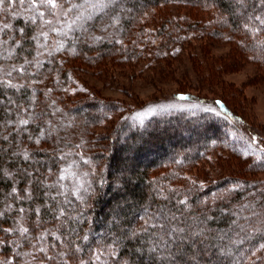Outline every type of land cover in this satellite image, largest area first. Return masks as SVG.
<instances>
[{"label": "trees", "instance_id": "trees-1", "mask_svg": "<svg viewBox=\"0 0 264 264\" xmlns=\"http://www.w3.org/2000/svg\"><path fill=\"white\" fill-rule=\"evenodd\" d=\"M164 1L170 0H117L85 24L88 32H70L63 40L69 41L68 45L76 51L88 53L90 59L98 58L121 46L114 36L96 45L98 40L90 39L91 32L117 19L119 28L134 38L140 15ZM179 1L214 5L220 11L216 22L218 32L239 33L245 24L258 25L248 19L250 15L264 13L260 0H244L243 4L236 0ZM23 5L25 9L31 8L27 0L24 3L5 0L0 6V28H3L0 31V81H3L0 83V232L18 214L27 229L21 236L19 229L14 230L12 242H4V256L15 252V245L16 250H24L34 239L43 238L50 240L46 247L53 246L56 254L65 253L59 264L70 260L74 264H81L82 260L91 264L94 251L106 249L118 238L119 244L113 245L116 256L105 251L102 257L107 264H169L168 260L161 262L158 254L147 251L155 233L169 240L175 264H264V256L248 261L253 248L264 240L263 182L243 177L242 173L246 172L243 167L205 185L193 182L172 185L167 176L171 171L153 174V170L165 164L198 161L223 135L233 140L235 136L228 128L235 133L251 130L242 116L221 97L213 99L218 111L200 106L179 107L143 117L137 113L145 104L126 107L123 101L98 97L94 91L66 97L61 91L68 75L61 67L60 58L50 54L44 61L33 60L43 46L41 43L47 45L54 32L42 30L41 19L34 22L30 19L35 15L34 10L16 12ZM119 6L124 9L120 10ZM40 33H47V37ZM260 34L264 36V31L256 32L254 38L243 36L256 53L264 52ZM130 43L124 51L129 50ZM53 72L60 75L58 83L52 79H48L49 86L38 83ZM9 82L13 86H8ZM179 94L184 100L189 97L184 91L175 93ZM98 105L105 112H97ZM119 111L110 129L97 134L87 129L105 119L108 113ZM64 116L75 118L77 127L70 126ZM21 120L28 123L21 124ZM199 120V130L187 129L189 122ZM49 123H53L52 133L40 138V131ZM181 125L186 127L179 128ZM235 138L232 145L237 144L240 136ZM253 138L256 139L255 134ZM69 166L85 183L87 192L81 190L78 194L83 200L73 194L74 180L58 183L62 170ZM60 184L65 187L61 188ZM183 200L185 204L180 203ZM61 209L63 216L59 215ZM173 216L177 219L173 220ZM145 221L164 227H148L145 232ZM197 221H203L200 227L206 230L193 243L188 237L197 230ZM173 227L186 230L181 237L185 243L175 242L166 235ZM133 232L138 234L133 237Z\"/></svg>", "mask_w": 264, "mask_h": 264}, {"label": "rangeland", "instance_id": "rangeland-1", "mask_svg": "<svg viewBox=\"0 0 264 264\" xmlns=\"http://www.w3.org/2000/svg\"><path fill=\"white\" fill-rule=\"evenodd\" d=\"M118 8L124 9L121 6ZM40 9L46 12L44 8ZM22 10L33 12L32 8L25 9V5L16 12ZM46 16L45 13L43 19L52 20L53 24H43L42 30L51 31L54 27H60L56 17ZM219 16L220 11L212 4L164 1L140 15L134 38L119 28L120 20L117 19L105 22L97 31L89 32L90 39L98 40L96 45L105 43L106 37L114 36L115 42L121 47L110 53L90 59L88 53L76 51L75 47L68 45L69 41L64 42L63 35L52 31L50 42L47 45L44 41L41 43L43 46L38 49L33 60L44 61L46 55L50 54L60 58L61 67L67 70L68 75L67 80H60L63 81L61 92L66 97L74 98L94 91L98 97L123 101L126 107L145 104L137 113L140 117L155 112L165 113L170 108L179 107L200 106L201 109L208 107L216 111L213 99L223 98L231 109L242 116L251 130L235 133V130L228 128L232 136H240L236 145H232L235 137L233 140L229 137L228 140L223 135L198 161L165 164L153 170V174L171 171L167 176L171 178L172 185L186 182L205 185L208 181L228 176L243 167L246 169L242 173L243 177L264 183V52L256 53L247 44L244 35L254 38L256 32L244 33V26L239 33L227 30L218 32L216 22ZM263 31L264 27L258 32ZM128 42H131L129 50L124 51ZM60 43L64 47L57 51ZM59 78L60 75L53 72L38 83L49 86L48 79L57 80L58 83ZM180 91L188 93L189 97L184 100V97H179L181 94L176 96L175 93ZM101 110L104 111L101 106H96L97 112ZM119 114L120 111L108 113L105 119L87 129L95 134L108 130ZM219 116L226 118L220 113ZM64 118H67L70 126L77 125L75 118ZM200 125L199 120L189 122L186 126L192 131L199 130ZM157 126L164 127L162 124ZM186 126L181 125L179 128ZM52 128L53 123H49L48 127L40 131V138L52 133ZM254 134L256 139H253ZM124 140L128 139L124 137ZM21 228L26 229V224L18 214L0 232V264H59L64 260L65 253L56 254L53 246L48 247V244L46 247L50 240L45 241L43 238L34 239L24 250H16L15 245V252L4 256V242H12L15 229H19L20 236L23 235ZM261 245H264V240L253 248L248 257L249 262L264 256V247ZM66 264L74 262L70 260Z\"/></svg>", "mask_w": 264, "mask_h": 264}, {"label": "snow or ice", "instance_id": "snow-or-ice-1", "mask_svg": "<svg viewBox=\"0 0 264 264\" xmlns=\"http://www.w3.org/2000/svg\"><path fill=\"white\" fill-rule=\"evenodd\" d=\"M20 2L24 3L25 0H20ZM27 2L35 12V15L30 17L33 22L37 18H39L44 24H53L52 20L43 19L45 16V12L39 11V8H44L49 15L56 17V23L60 24L59 28L54 27L51 29V31L56 32L58 35L68 37L70 32H74L77 30H86L85 24L88 21L93 20L99 14H103L105 12V9H107L112 4H115L117 0H27ZM4 3L5 0H0V6H2ZM236 3L243 4L244 0H236ZM260 4L261 6H264V0H260ZM248 19L250 21L258 22V25L255 23L251 25L245 24L244 27L246 29L253 32H258L262 27H264V13L255 16L250 15ZM3 27L7 28L9 27V25H4ZM0 31H3V28H0ZM40 35L47 37V33H40ZM63 47V43H60L56 50L58 51ZM10 74L11 73H9V75ZM0 83H3V81H0ZM8 86L13 85H11V83L9 82ZM20 123L27 124L28 121L21 120ZM84 175L87 174L85 173ZM65 179H71L75 181V183L73 184V194L77 195L78 199L83 200L84 197L78 194L81 190L87 192V188L85 187V183L81 182L79 174L71 170V166L62 170V173L58 179V183L59 181H63ZM60 187L64 188L65 186L63 184H60ZM180 203L185 204L186 200L180 201ZM245 207H247V205ZM64 214V210L61 209L59 215L63 216ZM253 215L257 214L254 213ZM156 219H160V216H157ZM172 219L175 220L177 218L173 216ZM208 219H211V217H208ZM202 223L204 222L197 221L195 224L197 230L191 231L190 236L188 237L192 240L193 243H195V238L204 235L206 229L204 227H200V224ZM233 224H236V221H233ZM145 225L146 226L143 229L145 232L147 231L148 227H164L163 224L150 223L149 221H145ZM20 231L22 233H26L27 229L21 228ZM185 231L186 230L184 228L173 227L166 233V235L175 242L185 243L186 241L181 238ZM256 231H260V229L257 228ZM177 233L180 234V236H177ZM137 234L138 233L133 232L132 236L135 237ZM152 235L154 237V240L150 241L152 246L147 251L151 254H158V258L161 260V262H163L164 260H168L169 264H175V257L172 254L169 240L165 239V235H157L155 233H153ZM84 239L87 240L88 237L85 236ZM221 239H223V237H221ZM117 244H119L118 238L113 239L112 245H107L106 249L101 248L94 251L92 257L90 258L91 264H107V262L102 259V257L105 255V251H107L108 255L115 257L117 253L116 248L113 247V245ZM261 247H264V245H261ZM77 251H80V249L77 248ZM164 252H167L168 255H163ZM81 264H86V262L82 260Z\"/></svg>", "mask_w": 264, "mask_h": 264}]
</instances>
